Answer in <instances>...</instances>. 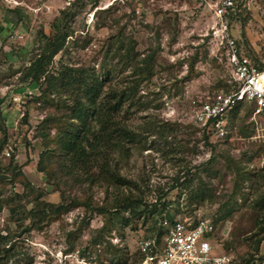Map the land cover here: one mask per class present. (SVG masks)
<instances>
[{
    "label": "rangeland",
    "instance_id": "rangeland-1",
    "mask_svg": "<svg viewBox=\"0 0 264 264\" xmlns=\"http://www.w3.org/2000/svg\"><path fill=\"white\" fill-rule=\"evenodd\" d=\"M101 2L0 0V174L8 173L2 169L14 157L23 175L17 176L15 170L12 181L0 183V264H97L99 256L107 257L101 250L110 256L120 250L122 260L134 264L139 257L137 238L146 231L156 233L157 217L126 214L129 219L125 224L116 213L107 215L105 209L121 196L153 202L161 191L168 192L166 202L172 204L169 212L176 214L175 218L213 224V256L232 254L235 264H242L250 254L261 256L264 241L258 251L256 242L264 233L256 228L258 219L251 205L263 189L256 192L246 183L235 194L232 173L222 185L218 176L211 179L201 167L211 150L203 146L202 132L194 126V112L206 98L227 93V88L233 90L224 49L212 35V14L186 0H125L109 7ZM248 3L249 10L241 14L234 35L244 45L264 51V0ZM24 5L28 19L19 26L4 28L6 10H23ZM64 14L67 38L49 72L57 75L67 67L84 68L97 78H105L108 88L142 79L138 83V106L129 115H121L140 138L125 155L115 157L127 181L119 189L108 191L100 184L76 182L65 174V163L58 156L42 161L44 172L38 171L41 153L53 147L57 134L52 123L43 124L44 119L54 118L59 126L67 115L61 106L67 96L50 91L44 94L46 86L19 89L28 84L21 81L24 70L46 38L55 35L53 24ZM13 36L17 42H12ZM118 40L124 47H134L138 59L154 53L151 77L139 74L131 78L128 62H121L116 52ZM115 44L116 50L109 52ZM10 48L15 49L12 57ZM45 95L53 103L45 102ZM253 110L252 106H242L227 115V142L211 134L209 144L218 158L213 163L214 172L224 174L220 168L225 165L223 156L238 160L248 170H262L264 176V120L255 119ZM162 124L169 129L164 136L162 127L157 130ZM6 148L11 149L8 159L2 156ZM173 186L176 189H171ZM62 196L64 204L77 199L79 206L71 207L59 221L48 222V212L61 204ZM226 201L230 202L228 207L224 206ZM33 210L40 214L34 221L30 218ZM81 251L95 259L86 260Z\"/></svg>",
    "mask_w": 264,
    "mask_h": 264
},
{
    "label": "trees",
    "instance_id": "trees-1",
    "mask_svg": "<svg viewBox=\"0 0 264 264\" xmlns=\"http://www.w3.org/2000/svg\"><path fill=\"white\" fill-rule=\"evenodd\" d=\"M95 2H100V0H95ZM25 7L26 6L24 5L23 10L21 8L6 10L4 14V28L10 29L11 27L19 26L23 20L28 19L27 13L25 12V9L27 8ZM200 8L204 9L203 7ZM66 21V14H64L63 18H59L54 22L53 29L55 30V35L52 38H46V42L42 46L39 54H37L32 59V61L29 63V66L24 70L21 81L28 84L26 87L19 89V91L22 92L25 90L38 89L40 86H46L45 90L47 91H44V94L50 91L57 93L59 96H62L63 93L67 96L65 97L67 101H64V104L61 105L64 107L65 112H67V115L64 114L66 117L59 121L60 125L56 126L54 123V118L50 119L48 118L49 116L44 119L43 124L52 123L50 125H54L57 134L55 135V138H53V147H47V149L41 153L38 171L42 173L44 172V169L42 166H40L42 161L53 156H58L61 157L65 163V166L63 167L65 174L73 178L76 182L80 184L85 182L89 186L100 184L108 191L112 188L119 189L123 185L127 184V181L120 174L115 162V157L116 155H125L129 149L134 147L139 142L140 138L139 134L132 130L126 123L127 119L121 115H123V113L124 115H129L130 110L133 107L138 106V83L142 79H131L129 84L122 86H118L119 84H116L115 87L108 88L104 84L105 78L103 80L101 78H97L94 74L89 73L84 68L77 69L67 67L64 71H61L57 75L49 72V65L53 61L54 57L57 56L64 48L67 38L64 26ZM239 21L241 22L240 18H232L231 32L234 38L237 39V43L242 45V42L234 35V27L239 23ZM2 28L3 27L1 26L0 31L3 30ZM118 42L120 43V46L117 48V50L115 44L110 46L111 49L109 52L116 50V52L119 54V60L121 62H128V65L131 68V78L138 77L139 74L140 77L146 79L151 77L154 53H150L143 58L138 59V54L134 47H131L130 45L124 47L121 40H118ZM4 47L5 45L2 46L3 49ZM247 47L248 52L252 54L258 61L260 68L264 69V63L260 61L261 59H259V55L255 52L256 50L254 47ZM259 52L261 53L262 51ZM8 53H11V57L12 55L14 56L15 49L10 48ZM106 76L108 77V74H106ZM235 89L236 84L233 83V90ZM225 92L228 93L230 90L227 88V91ZM44 97L45 102L53 103L50 98H46V95ZM242 106L247 107V105L241 104L237 106L235 110H238ZM144 109L147 110L148 107H144ZM235 110L233 112H235ZM56 112L58 113L57 109ZM25 117L26 112L24 113V118ZM194 126H196L198 131L200 130L202 132L203 146L210 148L211 150L209 159L201 165L203 171L208 175V177L213 179L218 176L220 183H222V185H226V177L228 173H232L235 180V185L233 188V192L235 194L240 193L246 183L247 185L249 184L251 188H256V192L259 189L261 191V188L263 189L257 198L253 200L251 205L258 219L256 228L260 234H263V171L248 170L247 168L243 167L241 162L238 160H235L229 156V159L221 156L225 162V165L221 166L220 168L225 172L222 175L220 172H214L215 166L213 163L214 161L216 162V159L218 158H216L215 150L212 149L213 146L209 144L212 132L209 130L208 126H198L195 124ZM161 127L163 128L161 136H164V132L166 133V131L169 129L167 128L166 124H162L157 126V130L161 129ZM228 135L229 134L227 133L224 139L228 138ZM227 141L228 139H225L224 142ZM1 149L2 147L0 145V150ZM13 159L11 158L9 164L2 169V173H5L6 171H8V173L0 174V183L3 180L12 181L15 178V176H13V172L15 170H17V176L23 178L21 171L18 169L17 163L13 162ZM21 181L23 182V179ZM187 183L189 182H186V184ZM177 186H173L171 189H176ZM26 187L29 188L30 185L25 182V188ZM205 187L207 188V185H205ZM160 193L161 196L156 198L153 202L143 200V198L121 196L115 200L114 206L105 209V212L106 214L116 213V215L121 217L120 220L125 224L129 219L125 218L126 214L130 215L131 217L155 215L157 217L154 221L156 229L158 220L165 218L172 222L174 220V216L176 215L169 212V208L172 204L170 202H166L168 192L161 191ZM16 197L22 198L19 196ZM63 199L64 197L62 196L61 204H58L55 207L53 206V208L48 212V216L46 217L48 218V222L59 221L63 217V214L69 211L71 207L79 206L77 199H73L70 204H64ZM245 199L246 198H244V200ZM1 203L2 202L0 200V204ZM229 204L230 202L226 201L224 206L228 207ZM106 214L104 216H106ZM226 214L228 217H230L232 215V209ZM39 215V212L36 210L30 212V218L32 221H34ZM36 229L40 230L41 227ZM210 238H213V234ZM263 239L264 237L256 242V251H258L259 246L261 245L262 241H264ZM101 252L105 253L107 257L104 258L102 255L99 256L97 264L127 263L126 260H122V257L124 256L120 254V250L117 252L115 250L114 253H111V256L108 252L102 250ZM79 253L83 255L85 259L89 257L85 251H81ZM258 257V253L250 254L242 264H252L253 261ZM139 261L140 257H138V262H134V264H138Z\"/></svg>",
    "mask_w": 264,
    "mask_h": 264
},
{
    "label": "built area",
    "instance_id": "built-area-1",
    "mask_svg": "<svg viewBox=\"0 0 264 264\" xmlns=\"http://www.w3.org/2000/svg\"><path fill=\"white\" fill-rule=\"evenodd\" d=\"M73 0H68V2ZM95 3V0H90ZM125 0H102L105 6L123 3ZM203 7L214 20L212 35L224 49L228 67L231 70L236 89L228 93L216 94L206 98L194 112L193 120L197 125L208 126L212 135L222 139L227 135L226 117L237 106L243 104L254 108L255 119L264 120V69H261L255 57L248 52L243 43L239 45L231 32V20L240 18L249 10L248 0H186ZM101 2V3H102ZM16 36L12 37V42ZM264 63V51L258 52ZM261 118V119H260ZM10 148L2 154L10 157ZM214 226L208 220L191 222L186 217H174L170 222L165 218L158 220L156 233H141L137 238L138 264H235L236 257L223 253L212 255ZM86 260L93 261L88 257ZM252 264H264V253Z\"/></svg>",
    "mask_w": 264,
    "mask_h": 264
},
{
    "label": "crops",
    "instance_id": "crops-1",
    "mask_svg": "<svg viewBox=\"0 0 264 264\" xmlns=\"http://www.w3.org/2000/svg\"><path fill=\"white\" fill-rule=\"evenodd\" d=\"M262 52H263V51H262ZM232 112H233V111H232ZM232 112H231V113H232Z\"/></svg>",
    "mask_w": 264,
    "mask_h": 264
}]
</instances>
